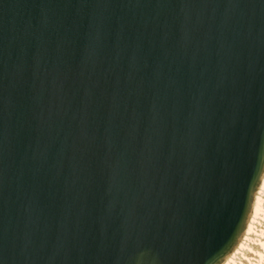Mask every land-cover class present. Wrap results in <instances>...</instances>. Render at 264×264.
<instances>
[{
  "label": "water",
  "instance_id": "95a60500",
  "mask_svg": "<svg viewBox=\"0 0 264 264\" xmlns=\"http://www.w3.org/2000/svg\"><path fill=\"white\" fill-rule=\"evenodd\" d=\"M264 174V0H0V264H221Z\"/></svg>",
  "mask_w": 264,
  "mask_h": 264
},
{
  "label": "bare ground",
  "instance_id": "6f19581e",
  "mask_svg": "<svg viewBox=\"0 0 264 264\" xmlns=\"http://www.w3.org/2000/svg\"><path fill=\"white\" fill-rule=\"evenodd\" d=\"M252 210L237 245L221 264H264V174Z\"/></svg>",
  "mask_w": 264,
  "mask_h": 264
},
{
  "label": "rangeland",
  "instance_id": "374dc122",
  "mask_svg": "<svg viewBox=\"0 0 264 264\" xmlns=\"http://www.w3.org/2000/svg\"><path fill=\"white\" fill-rule=\"evenodd\" d=\"M252 213H253V210L251 211V214H250V215H252ZM250 215H249V216H250ZM261 215H262V214H261Z\"/></svg>",
  "mask_w": 264,
  "mask_h": 264
}]
</instances>
